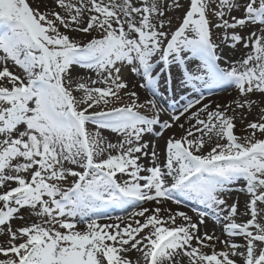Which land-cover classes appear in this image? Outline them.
Listing matches in <instances>:
<instances>
[{
	"label": "snow or ice",
	"instance_id": "6c2138e0",
	"mask_svg": "<svg viewBox=\"0 0 264 264\" xmlns=\"http://www.w3.org/2000/svg\"><path fill=\"white\" fill-rule=\"evenodd\" d=\"M56 7L62 11L51 10ZM237 7L240 18L231 16ZM43 8L49 10L29 0H0V188H7L0 192V235L8 237L0 244V264H134L133 250L144 264H182L181 257L188 264H264V108L244 137L234 134L228 109L210 111L204 103L192 111L205 100L202 89L211 95L213 88L234 86L240 109L251 108L257 93L264 97V0H51ZM173 8L179 21L169 15ZM248 25L261 30L248 37L235 31ZM221 28L223 36L214 39ZM69 31L91 38L80 42ZM222 43L251 50L229 62L219 52ZM15 67L21 71L10 70ZM124 67L142 77L139 87L151 98L140 103L138 91L127 90ZM78 68L96 73L92 85L107 86L80 82ZM162 74L165 91L175 85L198 93L180 108L173 103L164 121ZM181 118L195 125L166 140L162 163L142 138L155 126L160 137L184 128ZM102 129L122 139L106 142ZM213 135L217 140L205 153V137ZM147 156L150 167L140 162ZM240 178L248 194L246 222H237L238 202L226 205L222 198ZM164 201H196L208 211L193 208V222L185 212L163 209ZM149 202L157 206L144 207ZM110 208L132 211L113 220ZM22 209L39 222L13 229ZM209 213L223 217L228 239L200 234ZM220 244L224 250H217Z\"/></svg>",
	"mask_w": 264,
	"mask_h": 264
},
{
	"label": "bare ground",
	"instance_id": "6f19581e",
	"mask_svg": "<svg viewBox=\"0 0 264 264\" xmlns=\"http://www.w3.org/2000/svg\"><path fill=\"white\" fill-rule=\"evenodd\" d=\"M39 1L41 2V4H49V5L51 4L50 0H39ZM36 3H38V2L36 1ZM54 9H51V10H54ZM55 11H62V9H60V8L58 10L55 9ZM239 12L240 11H237V13H239ZM254 27L255 28H252L251 26L250 27L246 26L245 28H237V29H235V31L240 33L241 35H243L245 37H248L250 35V31H255L257 33L260 32L261 28H258L256 26H254ZM232 31L233 30L229 29L228 32L231 33ZM222 34H224V33H222ZM83 37H85V35H83ZM229 43H224V45H221V48L219 49V52L222 55V59L227 60V61H228L229 58H232L233 60H231V61L235 62V60H237L241 56V54H243L244 52L249 53L250 50H251L250 48H248V49L244 48L242 44H237L235 47H229ZM229 53H230V56H225L226 54H229ZM222 66H225V65L222 64ZM90 72L91 71L78 68L77 69V73H78V77L77 78L79 79L80 82H82V80L86 79V76H88V74ZM173 76L174 77L176 76V70L175 69H173ZM130 77H132V78L130 79V82H127V83L129 85V87H132L135 84L134 88L136 89V91H138L139 102L143 103L145 101V99L150 98V97L145 92V90L138 88V84H139L138 80L141 81V79L140 78L139 79H135L136 77H133V76H130ZM163 77H164V75L162 74V79H163ZM174 89H178L179 91L180 90H184V91L182 92V94L178 93L176 96L174 95L173 98H169L168 101H167V94H166V92L163 93L162 88H161V96L159 98V101L161 103H166L162 107L167 109V111H164V112L160 113V119L162 121L169 120L171 115H172L170 113V112H172V111H170V108H171L170 104H172L171 101H176V100H178L180 98L181 99H184V98H186V99H188V98L189 99L198 98V93L193 91L190 88L185 90V89H182V88L177 87V86L174 85ZM201 91H203V93H204L205 100L201 102V105H197L192 111H195L196 108L202 107V105L204 103H207L209 105V110L210 111H215L217 105H219L221 109H228V114L229 115H233L235 117L234 118V124H235V128H236L237 131H234V134L238 133V134H240L242 136H245L246 135V125H247V123L252 121V120H254V119H258L259 118V114H260V109L264 108V104L260 103L261 99H264V97H261L259 93H257L256 95H254L252 97L253 101H255V104H253V106L251 108H248L246 106L244 109H240V108H238L236 106L235 102L238 101V96H236L233 93V90H227V91H223V92H218L216 94H212L211 93V95H209V93H208V91L206 89H202ZM77 95H78V93H77ZM171 95L172 94H170V96ZM141 111L143 113L146 112L147 115H152L153 114V113L148 112V111H146L144 109H142ZM200 114H206V112L205 113H200ZM201 118L206 120L207 119V115H203ZM179 123L183 124L184 128H180L178 126H174L173 128H171L169 130H163V132H164L163 136L162 137L157 136L156 139H155V137H152V136H154L156 132L162 131L159 128V126H156V127H158L157 128L158 130L154 129V131L152 133H149L150 135L148 133L144 134L146 136V140L144 142L148 143V145H149L147 151L149 153H151L153 150L156 151L157 154L159 155L160 161L162 163L164 162L165 155H166V153H165L166 140L169 137L173 136V135H175L177 138L180 137L181 135L182 136L185 135L184 134V130L185 129H189L190 127H192L194 125V123H195V120L191 121V123H190L188 119L181 118ZM196 134L199 135L198 133H196ZM116 139L118 140V136L113 135L111 133V131H110V133L107 134V140L105 139V141L106 142H110V141L113 142ZM205 139H206V146H205L204 149H207L208 147L210 148L211 146H213L214 143L217 140V138L214 135H213V138H212L211 141L207 140V137H205ZM141 163H143L146 167L152 166L151 165L150 156L142 157ZM142 174H144V173H142ZM118 178L121 179V175H119ZM231 196L235 197L236 202H238L239 215L237 217V222H246L247 219L250 218V214H246L245 213V201L248 199V194L247 193H231ZM188 202H190L194 206H197L202 211H208L207 209L204 208V206L198 204L196 201H188ZM153 204H155V203H153ZM161 207L163 209H170L173 213L178 212V211L185 212L189 216H191L194 221H196V222L198 221V215H196L193 211H191L187 207H183L181 205L174 204L173 202H170V201H164L162 203ZM150 208H154V207L150 206ZM26 211H25V209H22L21 212L17 215V217L15 219H18V220L21 219V218H19L20 216H23L24 219L28 218V217L35 216L30 211H28V210H26ZM167 214L168 213H166V212H163V211L161 212L162 216H167ZM210 216L216 217L214 214L209 213V215L205 219V223H206V226L209 229L208 231L210 232V234L214 233L215 236L219 237L221 240L228 239L226 234L223 232V228L221 229L219 227V231L217 229L216 230L212 229L213 226L211 227V223L214 226H215V223L213 222V220L210 219L211 218ZM123 217L124 216H122V218ZM35 218L37 219L36 216H35ZM24 219H22V220H24ZM219 219H220L221 225L224 226L223 217H220ZM36 222H38V221H36ZM109 222H110V220H101V223H109ZM201 235H203V234L201 233ZM237 242L240 243L241 246L243 247V243L244 242H243L242 239L238 240ZM217 249L224 250V245L223 244L218 245ZM129 256L135 257L134 258L135 259L134 260V264H135V261H137V260H139L140 264H144V262L142 260V256L139 255V254L136 255V251H134V250L130 251V255ZM179 259L182 260V258H179Z\"/></svg>",
	"mask_w": 264,
	"mask_h": 264
},
{
	"label": "rangeland",
	"instance_id": "374dc122",
	"mask_svg": "<svg viewBox=\"0 0 264 264\" xmlns=\"http://www.w3.org/2000/svg\"><path fill=\"white\" fill-rule=\"evenodd\" d=\"M36 1L38 2V3H36ZM29 2H30V4L33 6V7H36V5L37 4H41V2L39 1V0H29ZM50 2H51V0H50ZM180 2H181V4L182 5H184L186 2H187V0H180ZM168 3H171V0H168ZM234 3L235 4H240V3H242V0H234ZM56 10H58L59 9V7H56L55 8ZM54 9V10H55ZM41 10H49V9H44L43 8V4H41ZM237 11H239V9H238V7L237 8H235L232 12H231V16H235V17H237V18H240V15H241V13L239 12V13H237ZM169 15H170V17L171 18H173L174 19V22L175 21H179V19H180V16H181V12H177L174 8L173 9H169ZM225 18H228V19H230V17L229 16H227L226 15V17ZM218 22V21H217ZM252 27V28H255L254 26H252V25H248V27ZM256 27H258V28H261V26H256ZM61 31H65L63 28H61ZM229 31V30H228ZM225 32V30L223 29V28H221V29H218V30H215L214 32H213V37H214V39H217V38H221L222 36H223V34L222 33H224ZM68 34L70 35V36H72V37H74L76 40H78V41H80V42H86L88 39H90L91 37L90 36H88V35H85V34H83V33H80V32H74V31H69L68 32ZM83 35H85V37H83ZM92 35H98L97 33H92ZM221 45H224V43H222ZM0 54H2V53H0ZM248 55V53L247 52H244L243 54H241V56L237 59V60H235V62H239V61H241L243 58H245L246 56ZM225 56H230V53L229 54H226ZM231 60H233L232 58H229L228 59V61L229 62H233V61H231ZM10 70H13V71H21L18 67H15V68H10ZM130 76H133V77H136L135 79H139L140 78V76H138V75H136L135 73H132L131 71H130V69L129 68H127V67H124L123 68V70H122V79L124 80V81H126V82H130V79L132 78V77H130ZM99 78L97 77V75H96V73L95 72H93V71H91L89 74H88V76H86V79H83L82 80V82L83 83H86L89 87H105V86H107V85H104L103 83H97V84H95V85H92L91 83H90V81L91 80H98ZM137 81V80H136ZM138 82H139V80H138ZM162 84V83H161ZM139 85L140 84H138V88L139 89H141L140 87H139ZM135 84L132 86V87H129V89H127V90H136L135 88ZM217 89V90H216ZM213 88L212 90H211V93H215V92H221V91H226V90H233V93L236 95V96H238V100L240 99V96H239V94H238V90L233 86V87H228L227 89L226 88ZM145 90V89H144ZM184 90H180V91H177V92H174L173 94H175V96L178 94V93H181L182 94V92H183ZM77 93H78V95H77ZM148 93V92H147ZM78 98H80V97H82L83 96V91H76L75 93H74ZM121 94H123V91H122V93ZM170 94V93H169ZM150 97V96H149ZM184 101L185 100H181V102L180 103H184ZM124 102L125 103H127V102H129V97H127V96H125L124 97ZM255 102V101H254ZM141 103V102H140ZM175 103V105H176V107L178 108L179 106V102L178 101H176V102H174ZM255 104V103H254ZM162 105V104H161ZM97 110H99V109H97ZM146 113V112H145ZM203 115H206V114H200V117H202ZM203 119V118H202ZM194 125H195V123H194ZM92 125H89V127H90V129L92 130V131H95L96 129H95V127L94 126H92ZM158 127H154V129H157ZM158 130V129H157ZM187 130L188 129H185L184 130V134H186V132H187ZM101 131V134H102V136L104 137V139H106L107 140V134L108 133H110V130H104V129H102V130H100ZM234 131H237L236 130V128H234ZM111 133L113 134V135H115V136H118V140L116 139L115 141H110L111 143H113V144H117V143H119L120 142V140L122 139V136H120V134H118V133H115V132H112L111 131ZM145 134H147V133H145ZM149 134V133H148ZM193 134L194 135H197L196 134V132H195V129L193 128ZM199 135H200V133H198ZM237 136H239V137H244V136H242V135H240V134H238V133H235ZM150 135V134H149ZM152 136V135H151ZM182 136V135H181ZM198 136V135H197ZM152 137H155V139H156V135H154V136H152ZM179 138V137H178ZM146 140V136L144 135L143 136V138H142V142H144ZM221 143H223V142H225V141H220ZM145 143V142H144ZM214 146V145H213ZM212 147V146H211ZM210 147V148H211ZM210 148L208 147L207 149H204V152L206 153L207 151H209L210 150ZM112 154H116L115 153V151H113V153ZM107 154H105V156H106ZM141 162V161H140ZM143 164V163H142ZM144 165V164H143ZM65 166L66 167H75V166H73V165H70V164H68L67 162H65ZM145 166V165H144ZM146 167V166H145ZM79 170V169H78ZM148 173H144L143 175H147ZM127 177L126 176H123L122 177V179L121 180H123V179H126ZM71 179L72 178H69L68 179V181L66 182V183H64V187H67V186H69L70 185V183H71ZM9 186H11V187H15L16 185H15V183L14 182H9ZM243 186H245L246 187V184H245V181L243 180V178H240V179H238L237 181H234L233 183H231V184H229V185H227L226 186V189H227V191L223 194V196H222V198H224L225 200H226V205H231L232 203H235L236 202V200H235V197H232L231 196V193H243V191L242 190H240V187H243ZM235 188H239V190L240 191H235L234 192V189ZM5 190H7V188H0V192H3V191H5ZM245 192H246V190H245ZM154 202H149V203H147V204H145L144 205V207H149L150 208V206H153V207H156L157 205L156 204H153ZM179 205H184V206H186V207H188V209H190V210H192L193 208H197L196 206H194V205H189V203L188 202H184V203H181V204H179ZM129 209H131V208H129ZM26 210H28V209H25V211ZM29 211V210H28ZM108 211H110V210H108ZM107 211V212H108ZM125 210H121L120 208H113V210H111V213H115L116 215L114 216V217H112V219L114 220L118 215H119V217H122V216H127V214H130V213H125V214H122L121 215V213H123ZM27 212V211H26ZM127 212H129V211H127ZM196 215H197V213L196 212H194ZM33 214V213H32ZM32 216V215H31ZM123 217V218H124ZM26 219V220H25ZM24 220H22V219H13L12 221H11V225H12V227H13V229H15V228H18V227H21V226H25L26 224H30L31 222H36V221H38L39 222V220H38V218L36 219L35 218V216H32V217H28V218H25ZM31 219V220H30ZM141 220L143 219V218H140ZM110 222H112V221H110ZM193 222H196V221H194L193 220ZM177 223H185L184 221H182L181 220V218L180 217H177ZM218 223H220L219 221H218ZM217 223V224H218ZM221 225V224H220ZM85 225L84 224H78L77 225V227H78V229H84L85 227H84ZM213 226V227H212ZM222 226V225H221ZM211 227H212V229H215L216 230V226H214V225H212V223H211ZM222 228H223V226H222ZM62 230V229H61ZM209 229H208V227L206 226V223H204L203 225H200V229H199V231H200V234L202 233V234H204L205 232H207L208 234H210V232L208 231ZM63 231V230H62ZM8 239V237L7 236H4V235H0V244H3V243H5V241ZM237 242V241H236ZM217 250H219V249H217ZM204 251H206V252H210L211 250L210 249H204ZM137 254H139V255H141L139 252H137L136 251V255ZM130 255V252L128 253V256ZM130 260H132L133 262H134V258L135 257H132V256H129L128 257ZM182 258V264H188V260H187V258L186 257H181ZM142 260H143V258H142Z\"/></svg>",
	"mask_w": 264,
	"mask_h": 264
}]
</instances>
